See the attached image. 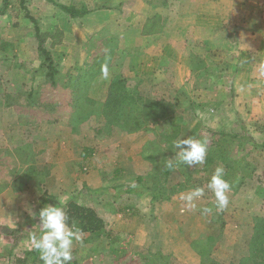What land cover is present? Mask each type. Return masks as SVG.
I'll list each match as a JSON object with an SVG mask.
<instances>
[{"label":"rangeland","instance_id":"rangeland-1","mask_svg":"<svg viewBox=\"0 0 264 264\" xmlns=\"http://www.w3.org/2000/svg\"><path fill=\"white\" fill-rule=\"evenodd\" d=\"M57 1L75 4L79 8L110 5L123 9L117 20L123 22L118 27L121 34L105 37L104 40H100L102 36L97 35V30L87 35L82 26L88 27V24L84 25L79 19L64 18V12L46 0H11L5 13H0V223L35 231L38 217L30 216L26 210L28 207L38 213L45 204L52 205L63 200L62 204L59 203L63 206L69 198L74 197L80 204L93 207L98 212L111 238H92L88 233H83V239L73 244L71 263L192 264L178 260L170 248L171 243L167 249L163 248L165 251L153 246V243L152 246L144 243L149 240L153 220H157L160 212H137V205L147 208L149 198L127 193V186L133 184L134 189L147 192L146 184L151 187L167 182L161 192L166 199L162 213L174 214L170 227L176 223L175 219L184 214H187L184 221L189 222L194 212L190 211L194 209L185 207L181 194L195 187H203L205 194L196 201L197 208L209 207L212 212L197 213L194 225L190 227V223L187 224L182 233L185 232L183 235L188 237L192 249L197 252L204 251V240L207 234L212 235L213 238L209 239L212 257L219 264H239L242 261L240 258L250 254V237L247 240L245 233L242 234L245 226L251 222L252 214L260 213L261 216L256 217L264 219V200L257 199L252 205L251 216L247 212L248 204L243 205L250 202L252 198L248 196L253 191L264 195V115L249 113L242 92L238 90L239 85L232 88V84L225 81L231 78L230 67L234 60L228 58L226 52L206 50L195 53V45L190 42L193 50L188 48L187 54L190 57L196 55V58L191 67L192 73H185V81L176 79L177 70L183 71L176 67L174 53L172 59L162 61L165 65L159 66L158 74H154L149 72L148 67L151 66L148 62L152 56H144L145 52L140 50L132 52V55L124 49L134 46L132 42L137 37L125 18L133 3L127 0ZM2 3L3 0H0V10ZM34 20L38 22L45 45L54 57L59 72L55 81L46 76ZM65 25L71 27L73 32L66 34V30L60 29L59 26ZM110 41L115 45H110L113 51L108 54H114V60L111 58L109 61L115 66H108L107 79L118 72L130 86L132 83L135 85L142 106L148 105L144 97L166 102L173 108L165 117L159 119L151 116L144 122V126L152 132H146V136L137 135L138 138L134 136L141 146L130 140L129 131H123L115 124L106 125L107 117L103 112L105 101L94 95L100 86L96 82L89 85L90 77L101 71L97 61H102V58L104 62L107 61V58L95 57L103 53V43ZM116 44L122 51L115 50L118 48ZM136 44L140 47L141 42ZM83 60H87L86 65L80 69L76 64H81ZM88 94L93 97H88ZM162 103L157 105L158 108L163 107ZM160 130L173 131L172 142L187 136L206 140L207 156L212 147H217L214 154H224L232 159H228L230 165L234 160L238 161L236 165L239 162L241 166L243 162L249 163L247 172L239 168L232 171L237 175L233 190L243 187L241 194L234 196L235 193L229 191L228 206L222 211L216 210L214 194L207 188L208 181L205 180L216 167L208 166L203 171L207 156L205 162L199 165L174 163V170L168 177L155 170L156 164L153 162L152 172L157 174V179L147 175L143 170L148 163L137 158L142 157L139 156L141 154L154 159L146 153L150 143H161L162 148L167 145ZM218 132L241 136H229V142H226V138ZM247 134L254 140L244 137ZM147 141V145H142ZM175 151V148L166 150L173 162L179 160L175 157ZM216 159L220 160L218 157ZM224 165L222 163L221 166ZM116 169L120 175H115ZM185 169L191 172L198 169L199 173L192 176V182L186 181L188 172ZM225 170L232 174L227 168ZM136 171H143L140 175L147 176L144 183L135 182L139 176ZM97 178L103 183L102 192L94 188ZM183 180L188 184L185 190L176 187ZM116 189L118 194L114 193ZM48 199L50 203L45 202ZM127 207H131V210H126ZM249 226H246V231ZM194 241L198 250L193 246ZM11 246V238L0 235V264H27L25 252L30 250L29 238H24L14 249Z\"/></svg>","mask_w":264,"mask_h":264},{"label":"crops","instance_id":"crops-1","mask_svg":"<svg viewBox=\"0 0 264 264\" xmlns=\"http://www.w3.org/2000/svg\"><path fill=\"white\" fill-rule=\"evenodd\" d=\"M127 2L134 4L133 7L129 9V15L125 17L129 21L127 22V25L129 28H134V36L137 37L135 41L132 42L135 44L134 46H130L131 48L129 49H124H127L126 51L128 52L131 51L128 54L140 50V52H145L144 56H152L148 62V64L150 63L151 65L148 66L150 67L149 72L158 74V67L165 65L162 61H165L168 58L172 59V54L174 53L173 57L176 59L175 65L183 71L181 73L177 70L178 73L176 74V79L179 81H185L187 79L185 73H192L191 67L193 66V62H195L194 58H196V55L190 57L187 54L188 48L193 50V46L190 47L189 45L190 42H192V45H195V53H200V51L206 50L213 51L214 53H217V51L226 52L227 57L233 59L234 63H232L230 67L231 78L226 79L225 81L231 83L232 88L239 85L238 90L242 92V99L246 103V106H244L246 108L248 107L247 111L249 113L252 112L257 115H264V0H127ZM88 9L91 10L89 13L75 19H79L84 25L88 24V27L82 26L84 33L90 35L92 31L97 30V35L102 36L100 40H104L105 37H111L114 34H121L118 27H120V24L123 22L122 20H117L121 17L120 14L124 12L123 9L110 5L93 6ZM66 17L68 18L69 16L64 13V18ZM69 19L74 20L70 17ZM66 25L64 27H59L60 29L66 30V34L73 32L72 29L70 30L71 27H68L69 24L67 26L68 28ZM140 42L141 44L139 47L136 43ZM110 45L114 46L115 43H113V41H110L109 43L104 42L102 47L103 53L101 52L99 55H96L95 58H107L106 62L103 61V58L102 61H97L100 63L99 67H102L104 64H106L107 67L115 66L113 62L109 61L111 58L112 61L114 60V54H108L110 51H113V47ZM89 49L90 48H88V51ZM115 50H119V45ZM174 51H177L178 53L176 54ZM159 57L160 59H158ZM83 61L84 62L81 64H76V66L79 65L81 69L83 65H86L85 63L87 60ZM161 72L163 71L161 70ZM115 73L117 74L109 79L104 78L101 71H98L96 73L97 75H94V77H90L89 85L96 82L100 86L97 88L96 93H94L96 98H102L104 101L108 98L112 82L118 75H120L118 72ZM136 73H138L137 70ZM164 78H166V75ZM133 79L136 80V78ZM234 83L236 84L235 86ZM88 97L93 96H89L88 94ZM260 127L262 128L261 125ZM135 130L137 131H131L128 135L130 136V140L135 142V145L139 144L140 146L141 143H139V140H135V137H137V135L138 137L141 135L146 136L148 134L146 132H152L150 128L144 126ZM147 144L148 141L144 142L142 145ZM139 156L142 157H138L137 159L140 158L148 163L145 168L146 170L144 169L143 171L147 175L150 174L154 167V160L148 159L145 155L140 154ZM117 170L118 169H116L115 172L116 176L121 174H118L120 171ZM142 172H135L139 173V176L136 177L137 174L135 175L137 178L135 181L136 183L139 178L146 179L147 176L144 177L143 175H140ZM93 177L94 176H92V178ZM141 183H144V180H142ZM129 186H132V189L127 191V193L142 195L140 198H142L143 195H146L149 198V206L147 205V208H144L137 205V212L140 214H146L149 210L150 214L152 212L155 214L160 212L157 220H153V230L149 232V240H145L144 243H153V246H156L163 251H165L163 248L165 247V249H167V246H170L171 243L170 248L172 249V252L177 255L178 260L191 262L192 264H200L201 255L192 249L190 240L183 235L185 232L182 233V230L189 223L190 227L193 226L194 222H196L193 220H196L197 213L201 214L202 209L205 207L190 210L191 212H194L191 213L189 222L184 221L187 219V214L182 216L184 219L182 217L175 219L174 222L176 223L171 227L177 229L173 230L170 227V224L174 220V214L170 213L164 215L162 213V209H164L163 202L166 200L165 197H162L161 194L160 196L157 195L156 197L155 195V197H153L151 191L152 187L148 184H146L145 187L147 192H140L141 190L134 189L135 186H133V184H130ZM102 187L103 183L101 179L97 178L94 188L97 190L99 189V191L102 192ZM177 187L185 190L186 185L184 184V180L178 182ZM242 188L243 187L240 189L239 187L237 191L230 188L229 191L234 192V196H237L239 193L241 194ZM116 191L117 189L114 193H117ZM170 194H172L171 191ZM250 195L251 196H248L249 198H252L250 202H244L243 205L248 204L247 208L249 209L246 211L250 213L251 216L253 213L252 205L255 204L257 199L264 200V195L259 191H253ZM127 208L128 209L126 210H131V207ZM150 214L149 219L151 220L152 217ZM258 215H260V213L252 214L251 222L246 225H250L248 231H246L247 227L245 226L242 234L245 233L244 236L247 240V237H250L253 232L254 219ZM182 222H184V225Z\"/></svg>","mask_w":264,"mask_h":264},{"label":"trees","instance_id":"trees-1","mask_svg":"<svg viewBox=\"0 0 264 264\" xmlns=\"http://www.w3.org/2000/svg\"><path fill=\"white\" fill-rule=\"evenodd\" d=\"M49 3H51L54 7L60 9L62 12H64L66 15H68L72 19H76L77 17H81L89 13L91 10H89L87 7H77L75 4H64L60 3L57 0H46ZM11 5V0H3L2 8L0 10V13L4 14L5 11L8 9V7ZM32 19V18H31ZM35 35L39 41L38 43V49L42 53V59H43V67L46 70V76L50 78L51 81H55V78L57 74L59 73L54 57L52 55V52L46 47L45 45V39L43 34L40 32V28L38 25V22L35 21ZM131 52V51H130ZM129 52V53H130ZM135 85L132 83L131 86L126 82V79L122 78L121 75H118L114 81L112 82L110 86V91L108 93V98L105 99V104H103V112L105 113L107 117L106 125L111 126V124L117 125L121 130L123 131H137L135 129L142 128L145 124L144 122L152 116V118H162L165 117L167 113H170L173 108L171 106L166 105L167 103L160 102V101H152L149 99L144 98V102H148V105L142 106V101L138 98L140 96H137ZM84 96V95H83ZM141 98V97H140ZM162 103L163 107L158 108V104ZM80 103L77 104V107L79 108ZM100 108V105H98ZM128 108V109H127ZM100 112V111H99ZM78 114V111L75 113ZM151 118V119H152ZM158 122V121H155ZM131 125V126H130ZM130 126V127H128ZM147 127V126H144ZM129 129V130H128ZM134 129V130H133ZM131 130V131H130ZM161 136L163 139H165L164 142L167 143L164 148L160 146L161 143H150L148 152H146L148 155L153 157L154 162L156 164V169L162 172V175L169 176L174 169L173 168H167L165 166V160L169 159L170 156L166 154V150H171L174 148L172 140L174 138L173 131L171 130H160ZM218 134L224 136L226 138V142H229V136L231 138H236L241 135L238 134H229L228 132H218ZM173 135V136H172ZM248 140H254L251 135H244ZM167 139V140H166ZM152 144V145H151ZM261 146V144L259 145ZM264 146V143L262 144V147ZM217 147H212V151H208L207 156V162L203 166V171H205L208 166H214L217 167L218 165H222V163L226 164L224 165L225 168L229 170V172L237 170V168L244 170V172H247L246 169H250V164L247 162H243L241 166V162H239L238 165L236 160H234L233 165L228 164V159L224 154L218 153L217 155L214 154ZM84 157H86V154H84ZM218 157L220 160L218 161L215 158ZM232 161V159H230ZM174 163L182 164L179 160H174ZM206 168V169H205ZM186 170V169H185ZM211 170V169H210ZM187 171V170H186ZM226 171L225 178L228 179L231 188L235 190L236 186L234 185L237 180V175L235 172L230 175L228 174V171ZM188 174L185 177L186 181H191L192 176H195L198 172V169L187 171ZM213 173L210 172V175L208 178H205V180L209 181L211 175ZM195 174V175H194ZM235 176H234V175ZM150 175L153 178L157 179V174L153 172L150 173ZM145 178H139L137 182H140L144 180ZM163 181V180H162ZM168 181V180H167ZM184 184L187 186L188 184L184 181ZM167 185V182H162V184L159 185H153L151 186L152 196L157 197V195L160 196L161 192L164 191L165 186ZM177 187V185H176ZM128 191L132 189V186L128 185ZM186 188V187H185ZM170 191V190H169ZM45 202L50 203V199L46 200ZM52 205H58L63 207L64 211L67 213L69 217V224L73 220H75L78 224V226L82 229V233H88L92 238L94 237H100L105 236L109 238L111 236V233L105 230V223L103 218L98 214V212L90 206L80 204L77 202L76 198L71 197L69 200L66 201V203L63 204V206L59 203H53ZM254 222V229L253 232L249 238L248 248H249V256L240 258L241 262L239 264H264V219L260 217H255ZM29 231L23 230L18 227L10 226V225H4L0 223V235H6L11 238L12 240V249L16 248L20 242L24 238H29ZM204 236V235H203ZM202 236V238H203ZM212 237V235L207 234L204 242V251L198 250L196 247V242L194 241L193 246L195 249L198 250L199 254L201 255V262L200 264H219V261L217 259H214L212 257V252L210 251L211 243L209 239ZM111 238V237H110ZM213 238V237H212ZM206 251V252H205ZM25 259H27V264H43V261L40 259L39 252L35 249L27 250L25 252ZM156 257V256H155ZM70 264H77L75 261Z\"/></svg>","mask_w":264,"mask_h":264},{"label":"clouds","instance_id":"clouds-1","mask_svg":"<svg viewBox=\"0 0 264 264\" xmlns=\"http://www.w3.org/2000/svg\"><path fill=\"white\" fill-rule=\"evenodd\" d=\"M101 74L104 78L108 77L109 71L106 64L102 65ZM173 147L176 149L175 157H178L180 162L189 166L203 164L206 160V140L187 136L174 141ZM165 166L173 168L172 159H166ZM225 176V168L217 166L207 184V188L214 194L217 211L224 210L229 203L228 192L231 185ZM204 194L205 190L203 187H195L181 194L180 198L185 202L187 209H196V201L203 197ZM63 202V200H60L59 203L62 204ZM26 210L30 216L38 217L39 221L35 224L36 230L29 233L30 250L35 249L39 252L43 264H70L74 242H79L83 239L82 229L77 222L73 220L69 224L67 213L63 207L58 205L45 204L38 213L33 212L31 207ZM202 212L204 214L211 213L212 208L205 207Z\"/></svg>","mask_w":264,"mask_h":264}]
</instances>
